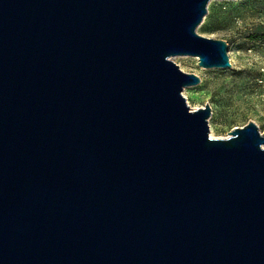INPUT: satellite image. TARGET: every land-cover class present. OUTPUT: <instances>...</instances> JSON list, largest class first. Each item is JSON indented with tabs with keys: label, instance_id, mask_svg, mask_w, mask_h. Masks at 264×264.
Listing matches in <instances>:
<instances>
[{
	"label": "water",
	"instance_id": "1",
	"mask_svg": "<svg viewBox=\"0 0 264 264\" xmlns=\"http://www.w3.org/2000/svg\"><path fill=\"white\" fill-rule=\"evenodd\" d=\"M211 0H0V264H264V132L209 136Z\"/></svg>",
	"mask_w": 264,
	"mask_h": 264
},
{
	"label": "rangeland",
	"instance_id": "2",
	"mask_svg": "<svg viewBox=\"0 0 264 264\" xmlns=\"http://www.w3.org/2000/svg\"><path fill=\"white\" fill-rule=\"evenodd\" d=\"M207 12L196 33L226 42L231 67L204 69L194 57L171 58L200 78L183 89L186 104L191 110L210 106L211 138H227L248 122L264 132V0H211Z\"/></svg>",
	"mask_w": 264,
	"mask_h": 264
}]
</instances>
